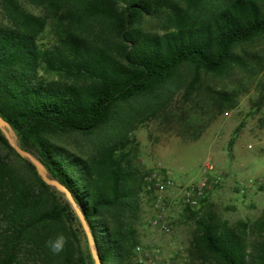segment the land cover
I'll list each match as a JSON object with an SVG mask.
<instances>
[{
  "label": "trees",
  "instance_id": "trees-1",
  "mask_svg": "<svg viewBox=\"0 0 264 264\" xmlns=\"http://www.w3.org/2000/svg\"><path fill=\"white\" fill-rule=\"evenodd\" d=\"M37 1H52L55 15L64 13L67 21L57 19L56 33L47 40L33 30L32 16L8 3L10 19L0 21V116L21 148L70 191L100 264H141L134 251L141 206L144 196L155 198L154 186L134 167L129 148L96 147L81 155L56 139L124 124V105L143 98L160 102L184 66L222 75L240 65L236 48L264 36V0H211L224 3L206 11L207 0ZM159 15L168 27L160 33L147 29L146 19ZM90 20L101 23V37L74 31L75 24ZM186 207L192 259L264 264V213L250 238L245 223L237 230L219 223L210 208L199 214ZM0 264H94L69 202L1 131Z\"/></svg>",
  "mask_w": 264,
  "mask_h": 264
},
{
  "label": "rangeland",
  "instance_id": "rangeland-1",
  "mask_svg": "<svg viewBox=\"0 0 264 264\" xmlns=\"http://www.w3.org/2000/svg\"><path fill=\"white\" fill-rule=\"evenodd\" d=\"M11 1L34 18L30 20L33 30L47 40L56 33L57 19L67 21L64 13L55 15L52 1L0 0L3 23L10 19ZM220 3L224 2L207 0L203 10ZM100 24L94 20L75 24L74 31L94 39L101 34ZM144 25L160 33L168 21L159 15L146 19ZM236 52L241 64L227 73L214 75L184 66L160 102L143 98L124 105L130 124L125 120L118 127L91 135L70 133L56 139L59 145L81 155L96 147H128L131 162L147 181L153 184L155 177L171 181L162 201L145 196L142 200L139 246L159 250L150 254L149 264H202L189 255L192 224L180 190L204 178L210 187L204 202L193 211L201 214L210 208L219 223L237 230L245 223L248 237L256 233L255 222L264 213V181L251 182L264 177V36L237 47ZM259 99L261 103L255 107ZM11 137L21 147L13 129ZM8 159L21 165L13 155ZM207 162L214 167L211 173L203 169ZM214 175L220 177L216 183L212 182ZM157 211L163 213L169 231L150 224ZM135 254L139 260L140 255Z\"/></svg>",
  "mask_w": 264,
  "mask_h": 264
},
{
  "label": "built area",
  "instance_id": "built-area-1",
  "mask_svg": "<svg viewBox=\"0 0 264 264\" xmlns=\"http://www.w3.org/2000/svg\"><path fill=\"white\" fill-rule=\"evenodd\" d=\"M204 171L211 173L214 170V167L212 164L207 162L204 165ZM219 176L214 175L213 183H216L219 181ZM154 192H155V197L156 201H162L164 198V194L168 190V188L171 185V181L169 179H160V177H155L154 178ZM264 181V177H258L256 179H253L251 182L253 183H262ZM209 181L207 178L202 179L198 183L186 185L181 188L180 190V196L182 199V202L184 203L185 206H189L191 208H196L199 206L200 201L204 198V193L209 188ZM150 224L162 231H169V227L166 224L164 218H163V213L160 211H157L154 216L150 219ZM136 253L140 255L139 257V262L141 264H149L150 261H148L150 258V254H158L159 250L156 248H153L152 250H145L141 246L137 245L134 249ZM149 258V259H148Z\"/></svg>",
  "mask_w": 264,
  "mask_h": 264
},
{
  "label": "water",
  "instance_id": "water-1",
  "mask_svg": "<svg viewBox=\"0 0 264 264\" xmlns=\"http://www.w3.org/2000/svg\"><path fill=\"white\" fill-rule=\"evenodd\" d=\"M0 130L2 131V133L5 137V139L7 140L8 144L14 149V151L20 157L26 159L35 167V170H36L38 176L42 179V181L45 184L55 188L57 191H59L60 193H62L64 195L65 199L69 202V204L71 205L72 209L74 210L75 214L77 215V217L80 221V224L82 226V229L85 233V236H86V239H87V242L89 245V250H90L94 264H100V260H99L97 250L95 248L94 241H93L90 229L88 227V224H87L83 214L81 213L78 205L76 204L75 200L73 199L70 191L63 184H61L59 181L49 177L46 168L35 156H33L31 153L23 150L21 147H19L17 145V143L11 137V133H12L11 126L1 116H0Z\"/></svg>",
  "mask_w": 264,
  "mask_h": 264
},
{
  "label": "clouds",
  "instance_id": "clouds-1",
  "mask_svg": "<svg viewBox=\"0 0 264 264\" xmlns=\"http://www.w3.org/2000/svg\"><path fill=\"white\" fill-rule=\"evenodd\" d=\"M62 241V238H60V240H58L55 245L53 246L54 247V250H59L60 248V242Z\"/></svg>",
  "mask_w": 264,
  "mask_h": 264
}]
</instances>
